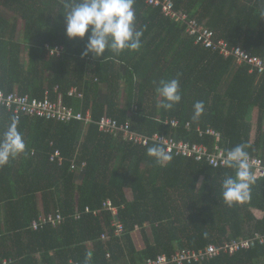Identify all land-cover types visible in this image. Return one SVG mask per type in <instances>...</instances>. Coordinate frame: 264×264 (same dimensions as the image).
Here are the masks:
<instances>
[{
    "label": "trees",
    "instance_id": "1",
    "mask_svg": "<svg viewBox=\"0 0 264 264\" xmlns=\"http://www.w3.org/2000/svg\"><path fill=\"white\" fill-rule=\"evenodd\" d=\"M65 2L0 0V89L38 98L49 89L55 98L57 86L66 105L83 113L89 109L92 120L56 122L28 115L18 120L27 151L0 169V264L4 259L5 264H86L89 253V264H142L177 249H200L255 232L264 235V177L255 179L249 201L228 207L222 186L226 177L235 176L234 169L175 156L161 168L147 155L148 148L160 145L135 146L121 134L99 131L96 124L103 115L119 122L130 117L139 133L162 132L205 143L210 150L218 146L229 151L243 143L249 154L264 158V76L195 44L185 34V23L173 22L160 8L140 0L134 4L136 27L146 30L139 52L116 56L107 50L98 59L91 53L81 58L90 32L82 40L67 38ZM173 2L175 10L212 29L217 39L264 56V0ZM21 20L23 40L18 42ZM47 43L63 46L61 54L49 55ZM178 74L181 102L164 110L158 107L156 88L161 79ZM72 86L83 91L82 101L67 95ZM199 101L205 111L197 122L193 115ZM167 118L178 119L180 127L166 124ZM12 121L0 108V138ZM196 126L212 127L220 136H200ZM54 150L61 153L60 165L49 160ZM73 159L85 166L72 171ZM107 199L123 224L121 238L112 234L111 212L94 216L84 210L101 209ZM56 211L63 217L56 227L30 228L38 215ZM106 228L110 236L102 242ZM137 229L142 249L132 238ZM192 264H264V244Z\"/></svg>",
    "mask_w": 264,
    "mask_h": 264
},
{
    "label": "built area",
    "instance_id": "2",
    "mask_svg": "<svg viewBox=\"0 0 264 264\" xmlns=\"http://www.w3.org/2000/svg\"><path fill=\"white\" fill-rule=\"evenodd\" d=\"M146 5L158 7L163 16L172 20L173 22L185 23V34L194 39V43L200 45L204 49L217 52L224 58H233L237 65H247L251 73L258 76H264V56L252 55L239 45H229L228 42L222 38L217 39L216 33L202 24L195 18H189L187 14L180 13L175 10L173 0H140ZM45 50L49 55L58 57L63 46L61 45H44ZM55 98H52L51 91L46 89L43 97L38 98L29 94H20L16 90L6 92L0 89V108L10 113L13 118L17 120L23 115L30 117L43 118L51 121H65L79 120L84 124L90 123V110L87 109L84 113L81 110L74 109L73 106L66 105L62 100L61 93L58 92V87L54 88ZM67 95L69 97L82 101L84 95L83 91L77 86H72L68 89ZM165 123L173 128L180 127V122L176 118H167ZM98 130L110 135L121 134L123 139L131 142L135 146L144 147L151 144L164 146L172 156L182 157L186 159H193L195 161H202L215 168L224 167V159L226 158L227 150L222 147L216 146L214 150H210L205 143L190 142L183 139H176L172 135L165 133L154 132L152 134L139 133L132 129L130 117L124 122H119L116 118L107 115L101 116L96 122ZM187 130L191 125L187 122L184 126ZM198 135L204 134L219 137L220 133L212 127L202 129L200 126L195 128ZM33 154V152H32ZM52 162H57L59 165L62 163V156L59 150H54L49 157ZM248 163L250 169L255 177H264V158L249 154ZM85 166L82 162L78 166L75 160H72L70 169L72 171H80ZM85 212L92 213L94 216H100L103 210L111 212L112 219L110 228L114 237L121 238L124 234V227L122 222L117 217V208L112 205L109 199L102 203L101 209H90L85 207ZM79 217V213L75 214ZM63 221V217L59 211L48 213L47 215H38L30 225V228L37 230L45 225L56 227ZM110 236L109 229H104L100 235V240L105 242ZM264 244V235L258 232L250 236L224 239L221 243H210L200 249L182 248L177 249L170 256L166 254H159L154 258H147L142 264H192L198 262L208 261L221 253L232 255L239 251L254 248L256 245ZM109 257V253H107ZM7 260H3L5 264Z\"/></svg>",
    "mask_w": 264,
    "mask_h": 264
},
{
    "label": "clouds",
    "instance_id": "3",
    "mask_svg": "<svg viewBox=\"0 0 264 264\" xmlns=\"http://www.w3.org/2000/svg\"><path fill=\"white\" fill-rule=\"evenodd\" d=\"M135 0H66L63 15L66 21V35L69 40L84 39L88 36V43L81 58L90 53L95 59L104 56L111 50L116 56L125 50L139 52L142 37L146 28L137 30ZM264 16V12L261 13ZM172 80L161 79L156 92L161 97L158 107L171 111L181 102L179 76ZM205 111L203 101L194 105L193 121H199ZM18 120L13 118L12 123L0 138V169L7 166L12 160L19 158L27 151V145L18 128ZM247 144H239L230 149L224 165L235 170V176L226 177L223 182V200L228 207L243 204L250 200L252 185L255 177L248 163L249 153ZM147 155L154 158L156 165L168 167L173 156L164 146L148 148ZM91 253L86 258V264L91 260Z\"/></svg>",
    "mask_w": 264,
    "mask_h": 264
},
{
    "label": "crops",
    "instance_id": "4",
    "mask_svg": "<svg viewBox=\"0 0 264 264\" xmlns=\"http://www.w3.org/2000/svg\"><path fill=\"white\" fill-rule=\"evenodd\" d=\"M15 40H17L18 42H21L22 40H23V31L21 32V37L19 38V34H18V27H17V29H16V37H15ZM234 61V60H233ZM235 66H240V65H237L236 63H235ZM249 73H251L250 71H249ZM257 75V74H256ZM257 77H262V76H258L257 75ZM120 84L122 85V82H120ZM102 97L104 96L103 95V92H102V94H100ZM122 99H123V91H121L120 92V99H119V103H120V105L122 104ZM77 181H79V179L77 180ZM136 230L132 233V238H133V241H134V244H135V246H136V248L137 249H142L143 247H144V244H143V241H142V244H138L137 243V241H136ZM148 236V235H147ZM148 238H149V240L150 241H152V236L150 237V236H148ZM125 262H121V264H124ZM126 264V263H125Z\"/></svg>",
    "mask_w": 264,
    "mask_h": 264
},
{
    "label": "rangeland",
    "instance_id": "5",
    "mask_svg": "<svg viewBox=\"0 0 264 264\" xmlns=\"http://www.w3.org/2000/svg\"><path fill=\"white\" fill-rule=\"evenodd\" d=\"M23 31V21L21 20L19 23H18V34H19V38L21 37V32ZM154 133V132H153ZM162 133V132H160ZM126 194H127V197L130 198V191L128 189H126ZM144 229H145V232L147 233L148 236H152V233H151V228L148 224H145L144 225ZM136 241L138 244H142V237H141V233L140 231L137 229L136 230Z\"/></svg>",
    "mask_w": 264,
    "mask_h": 264
}]
</instances>
